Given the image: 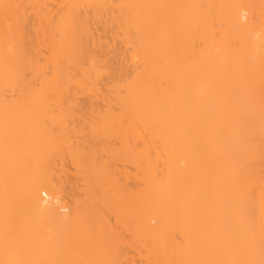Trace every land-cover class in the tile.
Returning <instances> with one entry per match:
<instances>
[{
  "label": "bare ground",
  "instance_id": "6f19581e",
  "mask_svg": "<svg viewBox=\"0 0 264 264\" xmlns=\"http://www.w3.org/2000/svg\"><path fill=\"white\" fill-rule=\"evenodd\" d=\"M106 4L120 52L86 24ZM70 89L117 110L105 243L7 130L9 98ZM0 264H264V0H0Z\"/></svg>",
  "mask_w": 264,
  "mask_h": 264
},
{
  "label": "rangeland",
  "instance_id": "374dc122",
  "mask_svg": "<svg viewBox=\"0 0 264 264\" xmlns=\"http://www.w3.org/2000/svg\"><path fill=\"white\" fill-rule=\"evenodd\" d=\"M112 11L110 4L104 5L96 15L89 9L86 24L99 38V43H110L120 52L123 50V35L111 20ZM26 78L33 81L30 74H26ZM102 97L108 96L74 93L70 89L60 94H41L30 107L28 94L20 99L13 96L9 98L11 123L7 130L16 138L32 133V138L45 146L41 151H48L40 163L43 167L39 175L49 178L58 190L59 200L53 202L71 203L70 207L86 209L79 221L84 222L87 232L100 229L101 241L105 243L112 231H119L111 191L122 183L123 165L118 129L111 122L117 110L101 103ZM41 197L52 200L42 193ZM88 207H91V213H88ZM65 209L63 213L74 215L71 208ZM131 254L130 251L127 253Z\"/></svg>",
  "mask_w": 264,
  "mask_h": 264
}]
</instances>
